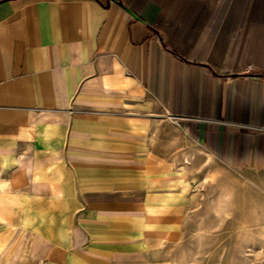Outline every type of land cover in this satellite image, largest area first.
<instances>
[{"label":"crops","instance_id":"1","mask_svg":"<svg viewBox=\"0 0 264 264\" xmlns=\"http://www.w3.org/2000/svg\"><path fill=\"white\" fill-rule=\"evenodd\" d=\"M208 189L264 198V0H0V264H166Z\"/></svg>","mask_w":264,"mask_h":264},{"label":"rangeland","instance_id":"2","mask_svg":"<svg viewBox=\"0 0 264 264\" xmlns=\"http://www.w3.org/2000/svg\"><path fill=\"white\" fill-rule=\"evenodd\" d=\"M225 190L206 191L194 231L166 264H264V198Z\"/></svg>","mask_w":264,"mask_h":264}]
</instances>
